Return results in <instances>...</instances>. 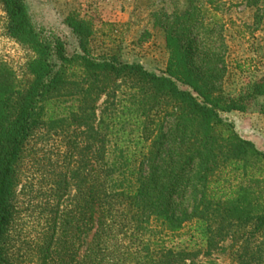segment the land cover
<instances>
[{
    "label": "trees",
    "instance_id": "obj_1",
    "mask_svg": "<svg viewBox=\"0 0 264 264\" xmlns=\"http://www.w3.org/2000/svg\"><path fill=\"white\" fill-rule=\"evenodd\" d=\"M0 1L8 35L33 52L23 78L0 66V264H210L201 258L227 251L264 264V150L224 116L246 108L223 90V56L197 48V28L204 48L217 33L218 0H189L169 17L163 73L115 50L93 55L92 24L76 15L66 18L78 43L69 52L35 27L25 0ZM42 131L65 138L55 192L70 178L77 193L52 206L23 258L17 189Z\"/></svg>",
    "mask_w": 264,
    "mask_h": 264
},
{
    "label": "rangeland",
    "instance_id": "obj_2",
    "mask_svg": "<svg viewBox=\"0 0 264 264\" xmlns=\"http://www.w3.org/2000/svg\"><path fill=\"white\" fill-rule=\"evenodd\" d=\"M35 27L46 36H59L67 42L69 52L78 49L77 39L66 24L76 15L92 24L90 47L98 56L115 50L126 62H140L149 70H167L169 48L164 24L175 14H182L189 0H25ZM201 0L200 4H205ZM250 0H218L215 25L217 33L204 48L197 28L199 52L223 56L226 73L222 87L230 98L243 97L245 111L224 115L244 138L254 139L264 150V0L250 5ZM199 16L197 26L207 24ZM7 16L0 1V66L6 65L18 78L26 73L33 52L7 33ZM208 48V49H207ZM202 56V55H201ZM212 56V57H211ZM262 93H257L255 88ZM62 134L40 132L28 144L21 163V180L17 189L19 215L13 232L23 258L29 242L42 234L51 217V208L60 203L62 210L71 205L77 189L69 178V187L55 192V181L64 179L65 145ZM63 174V175H62ZM60 177V178H59ZM63 195H60L62 194ZM55 194V195H54ZM61 198L53 203L55 196ZM92 233L87 235L90 241ZM19 238L23 241H19ZM26 242V243H24ZM257 245V244H255ZM229 251L202 257L210 264H237Z\"/></svg>",
    "mask_w": 264,
    "mask_h": 264
},
{
    "label": "crops",
    "instance_id": "obj_3",
    "mask_svg": "<svg viewBox=\"0 0 264 264\" xmlns=\"http://www.w3.org/2000/svg\"><path fill=\"white\" fill-rule=\"evenodd\" d=\"M237 112V111H236ZM248 139H251L250 137H248ZM251 140H253V141H255L254 139H251Z\"/></svg>",
    "mask_w": 264,
    "mask_h": 264
}]
</instances>
